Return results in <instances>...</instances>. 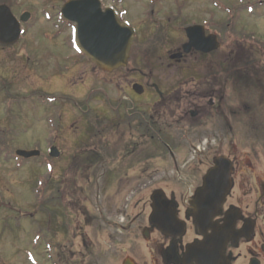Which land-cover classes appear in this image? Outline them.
<instances>
[{
    "label": "rangeland",
    "instance_id": "obj_1",
    "mask_svg": "<svg viewBox=\"0 0 264 264\" xmlns=\"http://www.w3.org/2000/svg\"><path fill=\"white\" fill-rule=\"evenodd\" d=\"M102 1L105 7L115 8L129 23L138 26L140 34L132 49L130 66L148 75L152 71L149 82L158 85L173 73L163 62L167 63L169 54L185 40L186 23L203 19L207 11L212 14L208 18L217 22L219 15L225 13L229 31L232 29L231 33L238 36V40L225 43L227 58H233L230 55L239 46L245 47L247 52L240 48V60H246L259 74L254 83L256 89L245 86L244 93H238L244 101L256 104L258 111L253 112L258 118L242 110L240 120L263 123L264 0ZM68 2L0 0V6L13 10L18 19L26 12L31 15L23 24L21 41L7 50L0 47V264H58L59 256L65 264H76L80 257L72 259L69 252H80L78 236L94 234L92 228L81 231L84 219L118 221L124 205L130 202L132 209L144 193L148 199L163 187L159 184L161 177L171 179L172 175L166 173L174 169L169 156L163 155L167 154L166 149L161 152L156 146L132 141H138L139 136L130 135L126 126L122 127V120L114 123L124 131L121 128L118 136L110 132V105L121 102L122 92L140 80L138 71L131 77L122 71H93L87 65H82L78 73L68 71L76 57L67 48L73 42V25L61 16ZM155 22H160V26ZM251 74L255 76L256 72ZM126 114L123 111L119 116ZM227 119L240 124L228 112ZM92 123L99 129L95 134ZM209 127H213V122ZM51 130L56 133L51 134ZM199 137H192L195 145L205 148L206 141L197 142ZM227 138L223 155L253 156L249 153L252 136L248 132L242 130L239 136ZM129 144L137 156L126 152ZM51 145L60 151L61 158L47 156ZM17 150H38L41 156L15 160L9 151L15 154ZM259 154L264 155L261 151ZM154 156L160 158L155 160ZM133 192L138 194L134 196ZM103 232L104 229L100 234L105 235ZM87 245L92 243L88 241ZM102 249L105 246L100 244L99 250Z\"/></svg>",
    "mask_w": 264,
    "mask_h": 264
},
{
    "label": "flooded vegetation",
    "instance_id": "obj_2",
    "mask_svg": "<svg viewBox=\"0 0 264 264\" xmlns=\"http://www.w3.org/2000/svg\"><path fill=\"white\" fill-rule=\"evenodd\" d=\"M118 14L136 31L135 45L140 34L138 26L129 23L125 15ZM151 14L154 16L156 13L152 11ZM210 15L211 12L207 11L203 19L186 23V41L179 42L182 43L179 48L169 54L167 63L163 62L173 73L162 79L160 85L150 84L152 71L148 75L145 71L132 69L130 61L127 68L116 71L125 72L129 77L138 71L140 80L129 84L128 90L122 92L121 102L113 101L110 105L113 114L109 118L112 122L110 132L118 136V131L125 125L130 135L139 136L138 141L131 136L137 144L156 146L161 152L166 149L167 154L164 152L163 155L169 156L174 169L164 172L172 175L171 179L161 177L159 184L163 187L154 191L148 199L144 193L132 209L130 202L124 205L120 215H117L118 221L98 217L84 219L81 231L92 228L94 234L78 236L80 252H69L72 259L80 257L76 264H201V261L204 264H264V155L259 154L260 151L264 153V148H259L264 147V121L243 123L240 120L242 110L258 118V114L253 112L258 109L252 101H244L238 96L245 86L256 89L254 83L259 80V74L246 60H240V46L231 53L233 58H227L225 43L238 40V36L231 33L232 29L229 31L225 13L219 15L217 22L208 18ZM158 23L154 25L160 26ZM189 27H202L205 38L216 37L211 45H219V48L209 53L196 48L189 53L184 52L185 45L190 41L186 34ZM173 39L176 41V38ZM69 46L67 48L76 57L68 71L78 73L82 65L93 71L100 70L75 44ZM1 48L7 50L11 47ZM241 51L247 52L245 47ZM251 72H256V75ZM229 99L235 102L230 104ZM142 107L150 108L142 111ZM123 111L127 114L121 118L119 115ZM227 112L240 124L229 122ZM116 120H122L123 126L115 124ZM211 122L212 128L209 127ZM242 130L252 136L249 153L253 156L223 155L228 135L233 139ZM195 135L200 136L197 142L206 141V146L203 144L205 148L195 145L192 139ZM130 144L126 152L137 156ZM175 152L182 154L175 155ZM153 158L157 160L160 157ZM219 158H226L232 163L230 188L219 209L201 225L195 203L203 192L206 175ZM132 194L135 196L138 193ZM155 199L161 202L164 211L173 219V223L165 229L152 220ZM99 221L105 235L100 234L103 229H99ZM88 241L92 246L87 245ZM100 244L105 246L104 250H99ZM60 257L58 264H65Z\"/></svg>",
    "mask_w": 264,
    "mask_h": 264
},
{
    "label": "water",
    "instance_id": "obj_3",
    "mask_svg": "<svg viewBox=\"0 0 264 264\" xmlns=\"http://www.w3.org/2000/svg\"><path fill=\"white\" fill-rule=\"evenodd\" d=\"M62 16L65 21L76 24L75 43L100 70L114 73L128 66L136 33L121 21L115 10H104L101 0H69L62 9ZM30 17L27 13L18 20L10 8L0 6V44H16L22 35L21 23H27ZM187 35L190 41L184 47L186 53L192 48L206 53L219 48V45H211L216 37L205 38L202 27H190ZM49 153L52 158L61 156L56 147H52ZM17 156L31 159L40 156V152L19 150ZM231 170V161L219 158L215 167L206 175L203 192L195 203L200 224H204L205 219L219 209L230 188ZM152 220L163 229L173 223L172 217H169L157 199L154 200ZM200 263L204 264L202 261Z\"/></svg>",
    "mask_w": 264,
    "mask_h": 264
},
{
    "label": "trees",
    "instance_id": "obj_4",
    "mask_svg": "<svg viewBox=\"0 0 264 264\" xmlns=\"http://www.w3.org/2000/svg\"><path fill=\"white\" fill-rule=\"evenodd\" d=\"M95 126H96V123L94 124V123H92V127L94 128V133L93 134H95L96 132H95V130L96 131H98L99 129L98 128H95ZM91 130H93L92 128H91ZM90 133H92V132H90ZM89 136H90V134H89ZM0 140H1V132H0ZM2 144V141H0V145ZM9 154H11V157H13L12 155L14 154V151H9ZM9 156V155H8ZM7 156V157H8Z\"/></svg>",
    "mask_w": 264,
    "mask_h": 264
}]
</instances>
